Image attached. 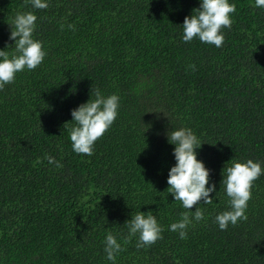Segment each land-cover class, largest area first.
Here are the masks:
<instances>
[{
  "label": "trees",
  "instance_id": "trees-1",
  "mask_svg": "<svg viewBox=\"0 0 264 264\" xmlns=\"http://www.w3.org/2000/svg\"><path fill=\"white\" fill-rule=\"evenodd\" d=\"M231 2L232 26L217 48L181 39L199 0H49L47 9L0 0V49L13 44V18L32 11L47 51L0 90V264H112L109 231L124 249L116 264H264V175L246 220L226 230L215 222L228 207L224 166L264 162V9ZM96 88L119 95L120 108L89 157L72 150L69 127L71 110ZM171 126L205 141L197 158L217 191L213 204L197 205L205 219L186 239L168 230L188 211L167 189ZM149 210L163 238L141 249L138 236L125 243L127 220Z\"/></svg>",
  "mask_w": 264,
  "mask_h": 264
},
{
  "label": "clouds",
  "instance_id": "clouds-1",
  "mask_svg": "<svg viewBox=\"0 0 264 264\" xmlns=\"http://www.w3.org/2000/svg\"><path fill=\"white\" fill-rule=\"evenodd\" d=\"M28 3L34 9L49 7V0H28ZM254 5L258 9H264V0H254ZM194 9V13L192 10L184 17L182 41L190 43L199 39L201 43L222 47L225 42L224 29H230L232 26V14L236 12V4L231 0H199V7ZM37 19V15L32 11L18 13L13 18L9 35L13 44H6L0 49V90L13 83L17 73L26 69L35 70L44 62L47 51L43 41L34 36ZM68 27L74 28V25L69 24ZM10 46H14V50L6 51ZM191 67L195 68V65ZM119 108V95H105L99 88L92 89L89 99L71 110L70 121H74L69 127L72 150L77 154L92 156L96 141L112 127L119 114ZM165 135L167 142L174 146L172 151L175 160L168 170V193L188 210L181 213L180 219L171 223L168 230L178 233L180 239H186L188 228L193 221L200 222L205 219L204 210L197 205L213 204V196L210 194L217 193L216 185L210 183L209 169L197 158V149L205 141L201 140L193 129L171 126ZM48 163L60 166L59 161L51 155L48 156ZM262 175L264 162L253 159L232 160L230 165L224 166L221 182L228 197V207L215 216L220 230H226L230 224L236 225L247 219L246 209L252 196L253 182ZM193 206L194 215H190ZM125 226L128 237L124 242L128 243L132 237L138 236L135 245L138 249L155 244L163 238L165 230L151 210L139 211L127 220ZM103 244L106 259L116 264L117 256L124 250L121 242L109 231Z\"/></svg>",
  "mask_w": 264,
  "mask_h": 264
}]
</instances>
